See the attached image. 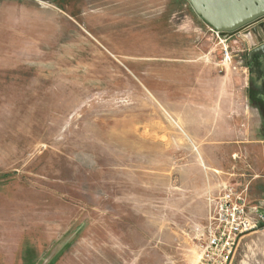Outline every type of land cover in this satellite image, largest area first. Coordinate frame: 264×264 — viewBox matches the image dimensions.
Wrapping results in <instances>:
<instances>
[{"label":"rangeland","instance_id":"rangeland-1","mask_svg":"<svg viewBox=\"0 0 264 264\" xmlns=\"http://www.w3.org/2000/svg\"><path fill=\"white\" fill-rule=\"evenodd\" d=\"M260 22L227 38L188 0H0V264H200L207 196L264 176ZM245 236L232 264H264V230Z\"/></svg>","mask_w":264,"mask_h":264},{"label":"built area","instance_id":"built-area-1","mask_svg":"<svg viewBox=\"0 0 264 264\" xmlns=\"http://www.w3.org/2000/svg\"><path fill=\"white\" fill-rule=\"evenodd\" d=\"M205 223L197 226L202 240L200 264H232L246 234L264 226V200L251 204L247 189L229 186L219 195H208Z\"/></svg>","mask_w":264,"mask_h":264},{"label":"water","instance_id":"water-1","mask_svg":"<svg viewBox=\"0 0 264 264\" xmlns=\"http://www.w3.org/2000/svg\"><path fill=\"white\" fill-rule=\"evenodd\" d=\"M194 9L224 37H232L242 30L255 25L264 19V14L246 18L253 7L260 5V0H190ZM206 6L209 15L202 9ZM249 9V11L247 10ZM254 30V29H253ZM264 49V46L253 51L251 55ZM264 230V226L254 232ZM253 233V232H252ZM250 234V233H249ZM248 235V234H246Z\"/></svg>","mask_w":264,"mask_h":264},{"label":"flooded vegetation","instance_id":"flooded-vegetation-1","mask_svg":"<svg viewBox=\"0 0 264 264\" xmlns=\"http://www.w3.org/2000/svg\"><path fill=\"white\" fill-rule=\"evenodd\" d=\"M188 1L192 5L191 1ZM259 14H264V0H260V6L251 9L249 13L246 14V18H252ZM260 23H264V19ZM263 45L264 42L260 44V46ZM249 69L252 85L251 87L248 86L250 89L248 96L261 117V130L264 134V50L253 56L250 60Z\"/></svg>","mask_w":264,"mask_h":264},{"label":"crops","instance_id":"crops-1","mask_svg":"<svg viewBox=\"0 0 264 264\" xmlns=\"http://www.w3.org/2000/svg\"><path fill=\"white\" fill-rule=\"evenodd\" d=\"M217 180L219 181V183L217 185H214L211 189L214 188L213 191H215V188L219 187L220 185H225V182L223 181V179L219 176L216 177ZM259 179H261V181L259 182V188H260V192H257L258 188H251V191L248 195L250 201H251V204H253V201H258V200H264V176L262 177H259ZM222 181V184H220V182ZM247 237L249 236H245L242 241H244ZM241 241V242H242Z\"/></svg>","mask_w":264,"mask_h":264},{"label":"bare ground","instance_id":"bare-ground-1","mask_svg":"<svg viewBox=\"0 0 264 264\" xmlns=\"http://www.w3.org/2000/svg\"><path fill=\"white\" fill-rule=\"evenodd\" d=\"M202 9L204 10L205 14L208 16L209 15V12H208L206 6H203Z\"/></svg>","mask_w":264,"mask_h":264}]
</instances>
